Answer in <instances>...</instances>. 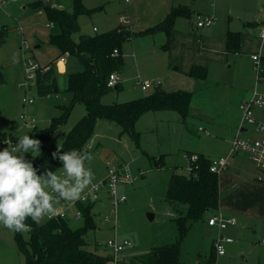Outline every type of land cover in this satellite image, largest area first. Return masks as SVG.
<instances>
[{"label": "rangeland", "instance_id": "obj_1", "mask_svg": "<svg viewBox=\"0 0 264 264\" xmlns=\"http://www.w3.org/2000/svg\"><path fill=\"white\" fill-rule=\"evenodd\" d=\"M37 1L66 9H71L74 2V0L49 2L0 0V35L3 37V43L0 45V134L7 136L4 141L0 140V150L7 147V144L12 145L10 143L13 142L12 136L15 139L23 135L31 137L37 131L49 127L51 121L62 114L59 106H68L71 102V94L66 91L69 74L83 70L73 56H64L66 59L64 63L60 62V58L55 61V83L60 91L59 98L57 94L40 96L35 82L26 79L28 59L45 66L54 59L56 53L47 41L50 27L45 26L42 16H37L32 7ZM169 2L171 0H83L87 11L79 17L80 31L73 36L75 40H78L80 35L94 36L116 29L123 25V17L129 18L130 21V24L125 26L136 33L131 41L123 45L124 65L118 75L120 76L118 82L122 88L119 91L110 90L104 95L102 98L104 104H121L143 98L145 93L136 87L138 84L150 83L153 88L148 92L151 93L157 83L164 82L166 76L159 73L158 69L164 68L161 65L162 60L168 56L163 48L165 43L156 44L159 40L158 32L139 35L138 32H143L157 24L159 17L172 9L168 7ZM226 2L227 8L233 11V14L239 13L244 6H249L252 15L256 12L259 15V11L262 10L259 6L264 5V1H260L259 6L248 0H224V3ZM21 29L24 35L21 34ZM36 32L41 35L40 44L43 45L41 49H36L38 45V39L34 36ZM176 83L173 82L174 88H178L175 87ZM29 86L33 87L31 91ZM205 94L206 91H200L197 98L195 97L194 105L198 103L199 109L207 107L206 103L203 104ZM25 100H33V103H26ZM86 112V106L77 103L67 122L53 132L47 146L61 145L70 129ZM168 113L149 112L139 118L135 126V132L140 135L139 145L136 144L133 135L125 131L121 125L111 124L106 120H100L95 125L94 135L88 143L87 151L92 154L93 159L91 162H86V167L91 168L94 173V180L82 197L92 187L106 180L108 163L116 167H128L134 177L140 171L145 172L144 177L137 176L133 184H121L118 187V196L124 195L126 201L119 204L116 209L112 205L113 200L106 186L98 194L96 205L91 212L95 227L87 232L85 247L89 252L111 258L107 264H128L126 262L130 258L145 254L152 247L174 243L178 239L179 229L172 217L173 208L167 202L169 180L173 169L176 173L189 175V163L183 151L197 147L199 139L206 136L199 131L200 124L195 125L197 122L191 120L194 112H191L187 126L174 112L170 113L177 116L175 117L178 119L177 123L173 121L176 125L158 119ZM27 123H32L33 127L26 126ZM206 143L212 146L211 142L206 141ZM145 152L154 157L166 154V166L153 168ZM35 154L25 153V158L31 159ZM231 159L229 169L233 171ZM249 159L245 164L257 169ZM60 168L62 167L46 163L40 172L50 169L57 171L58 175H63ZM76 202L60 201L56 208V213L66 215L73 229L84 226V219L77 218L79 211ZM150 214L155 215L153 220L149 219ZM48 219L44 218L39 225L44 224ZM204 222L208 221L196 224L198 226L195 225L183 241L182 263L196 264L197 261L209 262L212 259L214 242L211 247V233L207 232ZM15 233L0 225V264H26V253L21 249ZM21 234L26 241L25 246L31 251L29 232ZM115 239L128 240L131 246L116 254L108 246L109 240Z\"/></svg>", "mask_w": 264, "mask_h": 264}, {"label": "trees", "instance_id": "obj_2", "mask_svg": "<svg viewBox=\"0 0 264 264\" xmlns=\"http://www.w3.org/2000/svg\"><path fill=\"white\" fill-rule=\"evenodd\" d=\"M32 7L34 10H43L48 24L53 25L50 28L49 42L59 51L58 58L65 55L73 56L83 67V70L69 74L67 91L72 95L70 104L60 106L62 114L53 119L49 127L31 136L41 141L40 153L28 159L39 171L46 163L62 167V162L52 157L57 146H47V144L53 132L67 122L77 103L84 104L87 112L70 129L60 145L61 152L71 149L85 152L99 120L121 125L125 131L133 135L137 145L140 143V135L135 132V126L139 118L147 112L176 111L185 122L190 111L192 94L184 91L170 93L157 90L151 95L126 103L106 105L102 102L103 96L110 90L119 91L122 88L119 82L114 88L108 87V80L111 74L119 75L122 70L123 45L131 41L136 33L122 25L103 34L80 35L79 39L75 40L73 36L80 31L79 17L87 11L83 0H74L71 9L50 6L42 1L35 2ZM190 13L188 8H174L162 22L138 32V35L165 31L169 36L176 18L190 17ZM240 36V32H229L227 44L230 50L239 48ZM2 43L3 37L0 35V45ZM115 51H117L116 55H114ZM46 66L49 70L39 72L35 81L40 96L59 93L54 78L56 74L54 64L50 62ZM191 75L203 79L206 73L202 68L194 67ZM6 137V134H0V140L4 141ZM11 138L16 144L18 139L13 136ZM193 154H197L199 159L193 164L189 163V175L174 172L167 190V202L173 208V220L179 229L178 239L174 243L152 247L147 253L134 256L126 263L184 264L182 263L183 241L196 224L206 221L208 214L215 213L219 209V175L210 171L212 160L194 152L187 153V156ZM149 160L153 168L165 166L163 156L149 157ZM95 204L96 200L75 203L81 214L80 218L84 219V226L79 229H73L66 217L52 216L41 225L29 218L26 222L31 226L29 231L31 251L25 246L26 241L22 234L15 233L21 249L26 253V264H107L111 258L89 252L85 247L86 234L95 227L91 214Z\"/></svg>", "mask_w": 264, "mask_h": 264}, {"label": "crops", "instance_id": "obj_3", "mask_svg": "<svg viewBox=\"0 0 264 264\" xmlns=\"http://www.w3.org/2000/svg\"><path fill=\"white\" fill-rule=\"evenodd\" d=\"M248 1L259 6L260 1L264 0ZM169 3V9H173V7L190 9V17L180 16L176 18L169 36L165 31H158L157 33L159 40L156 44L165 43L163 48L168 55L162 60L161 65L164 68L159 67L158 69L159 73L166 76L164 82L157 83L151 93L148 91L153 87L147 90H143L141 84L136 87L145 93V97L157 90L170 93L176 92L175 90L191 93L190 111L185 122H183L187 126L190 114L194 112L191 120L197 122L195 125L200 124L198 129L206 137H201L197 147L192 150H184V156L187 158V153L194 152L203 154L211 160L217 159L229 154L235 136L239 135L247 140H254L259 137L255 128L248 123L243 126L240 132L242 125L240 105L252 97L254 90L264 94V72L260 82H256L252 58L255 55L260 56V62L264 68V37L261 35L264 27V5L259 6L262 9L259 11V15L258 12L252 15L249 6H244L239 13L233 14V11H229L227 8V2L224 3V0H171ZM34 11L37 16H42L47 27L49 22L45 12L43 10ZM170 11L162 14L157 24L162 22ZM200 16H212L214 23L211 26L199 28L197 23L200 21ZM20 32L23 34V31ZM229 32L241 33L240 46L236 50L228 48L227 36ZM49 35L50 32L48 37ZM34 36L38 39L36 49H41L43 45L40 44V33L36 32ZM47 41L49 42V38ZM50 46L53 47L51 44ZM53 49L56 53L50 62L54 64L59 59V51L55 47ZM194 67L202 68L206 73L205 78L193 77L191 71ZM174 81L177 82L175 87L178 88H174ZM32 89L33 87L30 86L29 90ZM200 91H206L205 97L203 96V104L206 103L207 107L204 109H199L198 103L194 105L195 97L197 98ZM59 94L60 91L57 98H59ZM156 112H174L181 117L176 111ZM169 113L158 119L176 125L174 123H177L178 119L175 118L177 116ZM254 115L258 120L264 122V108H256ZM206 141L211 142L212 146L208 145ZM88 150L87 145L85 152ZM146 155L154 157L148 153ZM160 156L164 157L166 164V154H160ZM231 158L234 170L230 171L231 168L228 167L227 170L218 174L219 209L215 213L208 214L206 221L213 217V214H218L224 218H234L236 225L225 230L211 227L208 222H204V226H207V232L211 233V247L216 237L220 235L232 238L233 242L226 244L225 255H218L212 247L214 249L212 259L209 262L197 261L196 264H264V171L258 169L254 163L257 169L245 164L249 159L245 154H236ZM110 167L113 165L108 163L107 169ZM116 168L123 169V166ZM174 172L176 171L173 169ZM144 173L140 171L135 176L136 179L137 176L142 177Z\"/></svg>", "mask_w": 264, "mask_h": 264}, {"label": "clouds", "instance_id": "obj_4", "mask_svg": "<svg viewBox=\"0 0 264 264\" xmlns=\"http://www.w3.org/2000/svg\"><path fill=\"white\" fill-rule=\"evenodd\" d=\"M40 150L41 141L29 135L0 150V225L9 231H31L29 218L39 224L54 216L60 201H78L94 180L91 168L86 167L92 154L77 149L61 152L58 144L52 153L53 159L62 162L63 175H58L50 169L40 172L25 158V153Z\"/></svg>", "mask_w": 264, "mask_h": 264}, {"label": "built area", "instance_id": "obj_5", "mask_svg": "<svg viewBox=\"0 0 264 264\" xmlns=\"http://www.w3.org/2000/svg\"><path fill=\"white\" fill-rule=\"evenodd\" d=\"M44 2H49L50 0H43ZM199 22L197 26L199 28L211 26L214 23V18L212 16H200ZM123 25H129L130 21L129 18L123 17L122 18ZM50 28H52V24H48ZM20 31H23L22 29ZM262 37H264V27L262 28ZM26 41L24 40V44ZM27 46V45H26ZM117 54V51L114 52V55ZM254 60V69L256 73V82H260L262 79V74L264 72L263 65L260 62V56L255 55L252 57ZM65 57L60 58V62H65ZM49 70L48 66H41L33 59H28L26 64V73H27V80L31 82H35L37 79V75L39 72H46ZM119 81V76L117 73H113L110 75L108 80V87L114 88L115 85ZM152 85L150 83L141 84V88L143 90H147ZM26 103H33V100H25ZM256 108H264V94L259 92L258 90H254L252 97L242 103L240 105V109L242 111V125L240 128V132L243 129L245 124L252 125L255 128V132L259 135L257 139L254 140H247L245 138L240 137L239 135L235 136L232 141V145L230 148L229 154L226 156L219 157L217 159H213L210 165V171L212 173L220 174L228 169L229 161L231 157L236 154H245L249 156V158L253 161V163L257 166L258 169L264 171V122L258 120L254 115V110ZM26 126L33 127L32 123H27ZM202 130V129H201ZM12 145H15L14 142L10 141ZM187 159L190 164H193L198 161L199 156L197 154H193L187 156ZM190 170V167H189ZM136 180L130 169L128 167H123V169H118L116 167H110L108 169V175L106 180L98 186L92 187L81 199L82 203H87L90 200H96L98 198V194L101 189L106 186L109 195L112 198V205L116 209L117 206L121 203L126 201L125 196H118V187L121 184H133ZM54 216H60L65 218L66 215L64 213H56ZM81 217V214L78 212L77 218ZM209 226L211 227H218L220 230H225L230 226L236 225V220L232 217L224 218L221 215L213 216L208 221ZM233 242L232 238H229L224 235L218 236L214 240V247L216 253L218 255H225L226 254V244H230ZM108 246L114 250V252L120 253L125 250L126 247L131 246L129 241L120 242L118 240H109Z\"/></svg>", "mask_w": 264, "mask_h": 264}, {"label": "water", "instance_id": "obj_6", "mask_svg": "<svg viewBox=\"0 0 264 264\" xmlns=\"http://www.w3.org/2000/svg\"><path fill=\"white\" fill-rule=\"evenodd\" d=\"M149 219H150V220H153V219H154V215H153V214H150V215H149Z\"/></svg>", "mask_w": 264, "mask_h": 264}]
</instances>
